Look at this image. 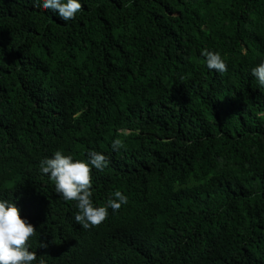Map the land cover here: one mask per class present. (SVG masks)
I'll return each mask as SVG.
<instances>
[{
  "label": "trees",
  "instance_id": "trees-1",
  "mask_svg": "<svg viewBox=\"0 0 264 264\" xmlns=\"http://www.w3.org/2000/svg\"><path fill=\"white\" fill-rule=\"evenodd\" d=\"M81 7L64 23L0 0V195L37 229L30 250L49 264H264V88L250 74L264 0ZM89 149L108 159L91 170L94 205L128 202L85 229L39 166Z\"/></svg>",
  "mask_w": 264,
  "mask_h": 264
},
{
  "label": "clouds",
  "instance_id": "clouds-1",
  "mask_svg": "<svg viewBox=\"0 0 264 264\" xmlns=\"http://www.w3.org/2000/svg\"><path fill=\"white\" fill-rule=\"evenodd\" d=\"M34 7L48 9L59 20L67 23L74 20L82 10L81 0H32ZM205 67L209 71L224 73L226 63L219 52L202 49ZM251 76L257 81L259 87L264 88V60L250 69ZM123 148L120 139L112 141L113 151ZM85 160H75L72 155L62 154L56 150L50 157L41 159L39 171L47 175L54 182V189L64 201L75 202L78 210L74 220L81 227L88 229L101 224L109 215L127 204L128 198L120 191H115L114 198H109L103 206L93 203L91 170H103L108 166V159L100 152L89 149ZM37 234V229L20 214V209L11 199L0 195V264H49L43 258L37 259V254L31 251V239ZM42 240L39 248H46Z\"/></svg>",
  "mask_w": 264,
  "mask_h": 264
}]
</instances>
